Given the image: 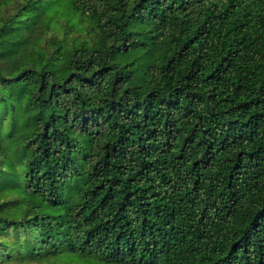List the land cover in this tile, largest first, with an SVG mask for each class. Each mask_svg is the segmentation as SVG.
<instances>
[{
    "label": "trees",
    "instance_id": "1",
    "mask_svg": "<svg viewBox=\"0 0 264 264\" xmlns=\"http://www.w3.org/2000/svg\"><path fill=\"white\" fill-rule=\"evenodd\" d=\"M264 264V0H0V264Z\"/></svg>",
    "mask_w": 264,
    "mask_h": 264
},
{
    "label": "rangeland",
    "instance_id": "2",
    "mask_svg": "<svg viewBox=\"0 0 264 264\" xmlns=\"http://www.w3.org/2000/svg\"><path fill=\"white\" fill-rule=\"evenodd\" d=\"M44 264H53V263H48V262H46V263H44ZM57 264H63L62 262H60V261H57ZM92 264H99L98 262H96V263H92Z\"/></svg>",
    "mask_w": 264,
    "mask_h": 264
}]
</instances>
